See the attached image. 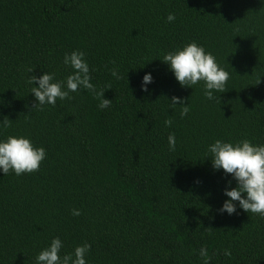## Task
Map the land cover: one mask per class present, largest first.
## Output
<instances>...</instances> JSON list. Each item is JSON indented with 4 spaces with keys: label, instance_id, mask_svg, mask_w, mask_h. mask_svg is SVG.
Wrapping results in <instances>:
<instances>
[{
    "label": "trees",
    "instance_id": "trees-1",
    "mask_svg": "<svg viewBox=\"0 0 264 264\" xmlns=\"http://www.w3.org/2000/svg\"><path fill=\"white\" fill-rule=\"evenodd\" d=\"M192 42L229 73L214 101L162 62ZM77 50L111 106L78 89L34 108L29 77L65 80ZM4 118L0 139L29 138L46 158L33 173L0 174V264H36L56 237L61 255L89 244L87 264H203L202 246L210 264H264V216L218 212L228 178L208 153L216 140L264 144V0H0Z\"/></svg>",
    "mask_w": 264,
    "mask_h": 264
},
{
    "label": "clouds",
    "instance_id": "clouds-1",
    "mask_svg": "<svg viewBox=\"0 0 264 264\" xmlns=\"http://www.w3.org/2000/svg\"><path fill=\"white\" fill-rule=\"evenodd\" d=\"M175 18L174 14H169L166 19L171 23ZM162 62L167 65L181 87L191 88L203 81L204 95L210 101L217 99L214 92H224L229 79V73L219 66L216 57L195 42L187 44L182 49L167 52L163 55ZM63 63L72 69L71 74L63 81H56L55 75L48 72L29 77L28 83L32 85L30 93L35 100L34 108L42 110L45 105L54 106L57 99L65 100L69 98L70 92H77L78 89H86L93 93L100 100L98 104L100 109L111 106V101L104 98L105 92L97 91L91 83L90 69L84 52L77 50L66 54ZM28 71L31 73L33 70ZM111 75L116 79L122 78L116 69L111 70ZM151 83L152 74L145 73L141 80V91L148 92V85ZM176 105L181 106V118L190 112L187 102L174 96L171 98L170 106ZM11 123L7 118L0 120V129L10 127ZM165 125L171 126L172 120H166ZM168 146L170 151L176 150L174 134H169ZM208 153L211 156L213 172H220L223 177L228 178L222 191L226 199L218 212L231 216L236 214L239 208L246 213L264 216V144H253L247 139L235 143L216 140L208 146ZM45 158L46 150L43 147H35L29 138L8 136L0 139V174L7 175L11 172L20 176L33 173L39 170ZM71 214L79 216L81 212L79 209H73ZM90 247L89 244L79 245L73 252L61 255L63 242L56 237L37 254L36 264H87L86 256ZM224 255L230 256L231 253L225 250ZM199 256L203 264H210L205 247L199 249Z\"/></svg>",
    "mask_w": 264,
    "mask_h": 264
}]
</instances>
